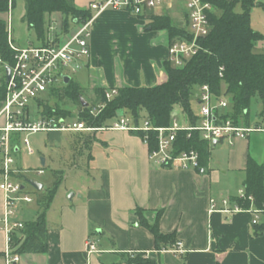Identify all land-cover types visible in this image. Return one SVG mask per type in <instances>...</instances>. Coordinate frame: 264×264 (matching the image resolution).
<instances>
[{"label":"crops","instance_id":"crops-1","mask_svg":"<svg viewBox=\"0 0 264 264\" xmlns=\"http://www.w3.org/2000/svg\"><path fill=\"white\" fill-rule=\"evenodd\" d=\"M92 1L77 0L76 4L88 8ZM144 19L118 9L98 15L91 30V57L81 69L85 73L74 80L93 94L97 87L154 86L165 81L169 36L158 30L140 32ZM141 36L148 39L146 49L140 47ZM85 74L87 87L82 81ZM5 82L6 75L0 87ZM4 124L0 116V127ZM96 131H90L88 135L96 134V138L84 149L88 151L87 180L81 190L57 209L52 208L56 194L47 212V251L17 253L20 258L13 264H128L127 258L139 252L164 264H264V232L255 234L253 214L211 211L210 204L213 198L221 207L223 198L239 195L249 157L264 164V129L245 138L227 136L212 142L209 163L201 169L157 164L148 144L132 131ZM47 132L54 138L59 131ZM23 133L12 135L14 152L22 148ZM6 208V195L0 189V214ZM19 208L18 204L13 220L37 218L38 210L35 217L28 212L22 215ZM52 209L55 214H49ZM140 215L151 224L159 218L165 234L175 232L177 242H182L181 251L177 242L167 249H156L155 237L140 223ZM262 222L264 216L259 224ZM90 236L97 240V251L87 249ZM10 253L14 254V248L1 228L0 264H6Z\"/></svg>","mask_w":264,"mask_h":264},{"label":"trees","instance_id":"trees-1","mask_svg":"<svg viewBox=\"0 0 264 264\" xmlns=\"http://www.w3.org/2000/svg\"><path fill=\"white\" fill-rule=\"evenodd\" d=\"M24 20L30 29L35 31V40L45 43L50 32L47 17L55 12L63 17L62 31H70V23L75 19L87 20L92 16L88 8H78L76 0H24ZM211 2L216 11L209 13L211 30L200 40L202 49L187 60L183 66H176L169 60L164 62L167 79L154 86H124L117 88V94L111 99L106 97L107 88L94 89L95 102L92 104L86 97V89L74 78L62 87L50 89L48 95L53 103L38 98L36 102L42 108L41 117H68L71 111L61 106L65 99L77 105L76 120L85 122L88 126L100 128L118 116L120 110H126L136 119H145L155 127L170 126L174 118V109L180 106L190 123L195 124L198 115L192 106V98H196L202 86L208 85L216 97L224 96L229 101L227 109L222 111L225 118H231L235 123L250 125L249 109L252 101L258 98L262 104L257 124H264V53L256 52L258 41L264 40V34L255 30L251 23L253 7L264 3L258 0H205ZM17 0H12L15 7ZM240 5L242 11H237ZM10 8V0H0V14ZM147 29L165 30L170 41L189 36L186 25L178 22L167 12L153 14L149 18ZM147 19V20H148ZM0 59L11 65L14 62V51L9 43V33L6 21L0 16ZM6 82L0 87V100L5 98ZM81 98L89 102L83 105ZM100 104L101 106L100 108ZM95 108L97 115L91 114ZM96 131V130H95ZM144 137V132H136ZM90 136V135H89ZM157 134L149 132V150L157 148ZM177 152L195 149L199 153L198 169L206 168L210 155L211 143L194 131L189 136L188 131L178 133ZM63 172L55 174L54 186L46 192L36 190L38 214L35 220L25 221L24 226L16 228L12 233L11 246L14 254L46 252L48 249L47 212L57 194L62 181ZM243 188L246 195H252L256 206L264 203V164L249 157L245 169ZM233 200L249 208V199L234 197ZM140 223L148 228L155 237L156 249L163 250L174 246L177 242L175 232L165 234L160 230L159 218L151 224L142 215ZM264 232V222L255 225V234ZM128 264H164L159 259L146 257L139 252L127 258Z\"/></svg>","mask_w":264,"mask_h":264},{"label":"built area","instance_id":"built-area-1","mask_svg":"<svg viewBox=\"0 0 264 264\" xmlns=\"http://www.w3.org/2000/svg\"><path fill=\"white\" fill-rule=\"evenodd\" d=\"M10 9H12V0H10ZM88 9L92 11L90 18L82 21L75 19L73 28L67 33L53 32L51 34L50 31L45 43L34 40L26 45H18L11 33L13 32L12 14L10 13V17L7 18L9 43L14 51V62L11 65L3 63L5 75L6 66L10 67L11 73L9 79L6 77V94L0 111V116L5 119V124L0 127V189L6 195L7 205L6 211L0 214V229L6 230L9 243H11L13 231L24 226V222L13 220L16 217L18 204L33 200L30 194L24 193L23 185L16 179L20 170L14 166L15 160L12 157L14 147L11 140L14 133L128 130L134 133L144 132L142 139L149 145V132L153 131L157 134L158 145L156 149L150 151V155L157 164L166 167L198 169L200 163L197 150L177 152L176 142L180 131H188L189 136L192 132L199 131L203 139L212 143L227 136L245 138L255 130L264 129V124H237L233 119L225 118L222 111L229 106L228 99L224 96L216 97L208 85L202 86L197 96L199 111L195 124L190 123L185 113L182 121L174 116L172 124L167 127L152 126L146 119L141 124V119L131 115L116 117L111 123L100 128L88 126L85 122L76 119L69 121L66 117L42 118L41 113L39 122H35L32 117L31 102L38 104L36 100L40 98V95L50 89L62 87L66 84L64 76H71V72L82 69L86 59L91 57L92 25L96 17L104 11L118 9L147 19L157 13L153 11L155 9H158V12L176 11L183 15L189 36L174 39L168 46V60L176 66H183L202 49L200 40L211 30L209 13L216 11V7L205 0H93ZM115 94L117 89L106 90L108 99ZM99 106L101 108L103 105ZM98 111L93 108L91 114L97 115ZM23 146L32 151L27 138L23 140ZM238 198L249 199L250 207L244 208L227 197L221 200L220 207L217 200L211 198V211H223L229 214L239 211L251 212L252 223L259 224L261 216H264V203L261 207L256 206L253 196H247L244 188L239 191ZM177 246L178 251H181L182 242H177ZM87 249L89 252L97 251V240L92 236L88 238ZM146 255L148 257V253ZM19 258L18 254L10 253L6 264L16 263Z\"/></svg>","mask_w":264,"mask_h":264},{"label":"rangeland","instance_id":"rangeland-1","mask_svg":"<svg viewBox=\"0 0 264 264\" xmlns=\"http://www.w3.org/2000/svg\"><path fill=\"white\" fill-rule=\"evenodd\" d=\"M264 2V0H259ZM77 2V0H76ZM75 2V3H76ZM78 7V5L76 4ZM81 8V7H78ZM237 11H242V8L240 5L236 7ZM157 13L155 14H161V12H158V9L153 10ZM12 14V29L13 32L12 36L14 41L18 45H26L28 40H35V31L33 29H30L27 22L24 20V14H25V1L24 0H17V3L15 7L12 6V9L9 8V10L5 13L0 14L1 18H3L7 23V18L10 17L9 14ZM167 13L171 14L172 17L178 22H182L183 25H186L185 19L183 18V15H180L176 11H167ZM48 25H50V31L51 32H63V17L61 13L55 12L47 17ZM145 25L143 26L144 30L142 29L140 32L150 33V32H160L162 34H168L165 30H148L147 24L149 22V19H144ZM251 23L252 27L260 31L264 34V7L257 5L253 7L251 11ZM74 23H70V28H73ZM150 29V27H149ZM8 30V25H7ZM126 32H132L131 30H126ZM9 33V32H8ZM63 34V33H62ZM136 37V36H135ZM138 38H136V41ZM141 48L146 49V44L148 39H144V36H141ZM32 42V41H31ZM258 45L255 47L256 52L264 53V40L258 41ZM5 62L1 61L0 63V82L2 79V76H5ZM85 71L81 72V69L79 71H76L74 73H70L71 76L76 79L77 76H80L81 74H84ZM87 75L85 74V77L82 78L83 84L87 87ZM1 84V83H0ZM85 97L93 104L95 101L94 94L87 90ZM40 98L42 100H45L46 102L53 103V98H50L48 93H44L40 95ZM31 112L33 114V120L35 122H39L40 120V112L42 108L38 106L35 102H31ZM61 106L65 107L67 110L71 111V115L66 117L67 120L73 121L76 118L77 115V105H75L73 102L69 101L68 99H65L63 102H61ZM192 106L196 113L199 111V104L197 101L196 96L194 95L192 98ZM262 109V104L258 98H255L249 109V119L251 122H256L259 120V113ZM130 116L129 113L126 112V110H120L118 113V116ZM174 116L177 117L179 121H182L184 119V112L182 108L178 105L174 109ZM113 120V119H112ZM145 121V116H142L141 118V124H143ZM97 132V131H95ZM94 132V133H95ZM77 134L73 135L74 133L68 130L59 131L57 133H54L55 136L53 138L52 132L47 131H39V132H31V133H23L21 135L20 145L22 146L20 151L14 152L12 154V157H14L15 163L14 166L20 170L19 174L16 176V179L24 186V193L29 192L30 196L33 198V202L26 204L25 202L19 203V212L22 213V215H25L26 212L33 213V215L37 214V193L36 189L29 183V180L38 182L40 184H43V189L41 191L46 192L50 188L54 186V178L55 174L59 171L63 172L62 175V181L58 186L57 191V198L55 203H53L52 208L57 209V206L64 200L70 199L71 195L74 194L75 191L79 192L82 188V184L85 180H87V155L88 151L84 150L85 146L90 147L93 140L96 138V134L88 135L91 133L90 131L85 132H76ZM27 138L30 142V149L32 151L30 152L23 146V140ZM83 152L86 154L83 155ZM42 158L45 159V164L42 163ZM53 210V211H52ZM49 214H55L54 209H52ZM137 254V253H134ZM147 254V253H146ZM145 256L147 257V255Z\"/></svg>","mask_w":264,"mask_h":264},{"label":"water","instance_id":"water-1","mask_svg":"<svg viewBox=\"0 0 264 264\" xmlns=\"http://www.w3.org/2000/svg\"><path fill=\"white\" fill-rule=\"evenodd\" d=\"M10 73H11V69L9 66H6V77L9 79L10 78ZM71 76L69 75H66L64 76V82L67 84L70 80H71ZM82 101H83V105L84 106H88L89 102L85 100V98H81ZM216 142V140L214 141V143ZM42 163L45 164V159L42 158ZM29 183L38 191L42 190L43 189V184H40L38 182H35V181H32V180H29ZM24 187V186H22ZM72 197V195L70 196Z\"/></svg>","mask_w":264,"mask_h":264}]
</instances>
